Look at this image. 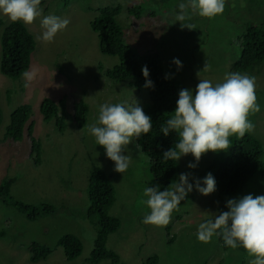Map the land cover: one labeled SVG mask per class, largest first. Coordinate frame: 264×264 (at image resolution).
<instances>
[{"label":"rangeland","instance_id":"rangeland-1","mask_svg":"<svg viewBox=\"0 0 264 264\" xmlns=\"http://www.w3.org/2000/svg\"><path fill=\"white\" fill-rule=\"evenodd\" d=\"M42 1L40 16L31 24L24 23L37 41L30 67L25 71L33 74L32 80L26 79L25 72L13 78L0 71V183L4 179L13 180L10 199H0V264H149L153 256L158 257L156 264H249L254 257L245 249L227 247L219 236L208 243L200 242L196 232L200 223L227 210L228 199L250 193L264 195L262 174L256 172L240 192L230 196L220 194L217 184L216 191L207 196L194 189L184 204L173 211L170 222L157 226L143 222L150 212L143 202L147 199L143 191L154 186L148 156L143 154L135 157L137 167L130 177H125L126 186H118L116 201L109 208L110 214L122 221L107 241V247L118 254L119 260H90L100 224L98 215L89 213L88 177L95 165L105 164L106 155L98 154L89 126L98 121L101 104L137 102L143 109L151 106L146 89L132 90L129 85L134 84L132 79L109 78L107 71L119 63V57L101 51L92 21L102 8L118 6L116 20L123 29L124 43L141 55L157 54L165 73L172 74V79L187 88L194 90L200 79L213 85L222 83L228 73L254 77L261 110L249 114L254 128L247 133L256 136L264 150V61L247 69L237 66L247 27L252 24L264 27V0H225L223 13L213 18L199 16L189 7L183 23L192 29L181 28V22L176 21L178 5L187 4L188 0ZM134 7L139 8V13L132 11ZM49 15L67 19L69 24L52 42H44L38 39L43 32L41 20ZM0 16L5 20L0 28L1 52L2 31L11 20L2 13ZM173 57L182 61L181 70L177 71L172 64ZM47 98L65 100L64 118L61 112L58 116L51 114L49 120L44 118L40 105ZM79 102L90 106L83 127L75 121V106ZM22 104L33 107L29 123H35L37 161L29 157L33 147L30 136L15 140L7 135L11 114ZM236 137L239 136L229 138L231 145L227 150L202 154L195 169L187 167L194 157L182 156L178 160L180 173L204 177L214 163L232 153V140ZM137 144L134 140L123 153L132 160L130 167L135 162L132 149L141 151ZM13 200L33 206L52 204L55 214L30 220ZM66 233L76 234L83 243L81 255L74 259H69L59 244ZM32 241L51 247L52 252L46 259L33 262L29 251Z\"/></svg>","mask_w":264,"mask_h":264},{"label":"clouds","instance_id":"clouds-1","mask_svg":"<svg viewBox=\"0 0 264 264\" xmlns=\"http://www.w3.org/2000/svg\"><path fill=\"white\" fill-rule=\"evenodd\" d=\"M40 2L41 0H0V13L12 22L31 24L41 14ZM189 7L191 12L199 16L213 18L223 13L225 0H188L187 4L180 3L176 21L181 22V28L192 29L191 25L183 23ZM68 24L67 19L55 15L44 17L41 20L43 32L38 39L52 42L56 34ZM172 64L176 66L177 71L183 67L182 61L177 57H173ZM141 72L145 78L143 87L154 88L155 84L149 78L150 70L147 65L142 66ZM171 75L166 73L164 78L170 79ZM24 76L28 81L33 78V74L29 72H25ZM260 110L254 77L228 73L222 83L215 85L209 80L200 79L194 90H179L174 115L166 120V126H161L165 137L172 131H177L180 137L174 148L163 152V157L165 160L178 161L182 156L191 154L194 162L190 161L187 167L195 169L202 154L227 150L231 145V136L243 137L252 131L254 124L248 116ZM98 112V121L89 126V132L95 138L96 145L103 146L106 156L114 162V171L124 173L130 166V157L123 153L130 143L151 131L152 118L137 102L134 105L101 104ZM30 124H33L32 132L24 130V134L18 139L25 135L32 138L33 147L29 157L37 161L34 121L28 122L26 129ZM136 147L139 149L138 144ZM194 189L205 196L215 192L214 175L209 172L201 178L192 176L191 173H180L178 181L171 188L161 190L160 184L145 188L143 195L147 199L143 202L150 212L143 217V222L166 226L173 211L184 204L185 201L180 204L181 201ZM225 208L226 211L221 210L198 225L197 239L208 243L213 237L219 236L225 246L232 249L243 248L249 256L254 257L249 264H264V195L254 196L250 193L231 198L226 201Z\"/></svg>","mask_w":264,"mask_h":264},{"label":"trees","instance_id":"trees-1","mask_svg":"<svg viewBox=\"0 0 264 264\" xmlns=\"http://www.w3.org/2000/svg\"><path fill=\"white\" fill-rule=\"evenodd\" d=\"M45 0L42 1V3ZM120 8H102L98 17L92 21L93 30L98 33L99 46L102 52L119 57V63L107 71L109 78L114 80L132 79L130 84L132 90L144 88L148 91L151 106L143 109L152 118V129L148 134H142L136 143L141 151L132 149L133 159L139 158L141 154L148 156L149 171L152 175L154 185L160 184L161 190L171 188L178 179L180 173L179 161L165 160L163 152L175 147L180 137L177 131H172L165 137L161 132V126H166V120L174 115L178 92L187 88L176 79H165V71L157 54H139L134 48L123 41V29L116 20ZM132 11L139 13V8H132ZM4 20L0 16V28L4 26ZM2 54L0 71L13 78H19L27 71L31 64V56L36 49L37 41L22 21H10L2 31L1 35ZM264 61V27L249 25L245 33L243 54L237 66L239 69H247L255 64ZM147 65L150 70V79L154 82V88L143 87L145 78L142 75V66ZM135 85V88L133 87ZM112 98H116L113 95ZM111 98V99H112ZM90 106L79 102L75 106V121L77 126L83 127L87 124V115ZM40 111L44 118L49 120L51 114L62 113L65 117L66 104L64 99L55 101L47 98L40 105ZM33 114L31 104H22L13 110L11 122L7 128V135L18 139L24 134V130L32 132L33 124H26ZM2 121V110L0 107V124ZM232 153L225 159H219L210 167L217 181V189L220 194L230 196L242 190L246 182L256 173L260 172L261 181L264 183V161L263 146L261 141L254 135L246 133L243 137H236L232 140ZM132 161V160H131ZM130 161V163H131ZM130 167V166H129ZM137 167L135 160L131 170L126 173V178ZM129 169V168H128ZM125 177L120 181V186H126ZM13 180L4 179L0 183V199H10ZM88 197L90 201L89 213H96L99 217L100 230L95 240V247L90 260L98 262L110 259L114 262L119 260L118 254L107 247L108 236L121 227V219L110 214L109 208L116 201V190L110 177L99 166H94L89 177ZM222 201V197L220 198ZM185 200L181 201L182 204ZM16 205L30 220H36L41 216L55 214V207L52 204L40 206L27 205L21 201L13 200ZM223 241V240H222ZM59 244L63 246L69 259L81 255L83 251L82 240L73 233L64 234ZM30 259L37 262L46 259L52 252V248L32 241L29 244ZM158 257L153 256L149 264H156Z\"/></svg>","mask_w":264,"mask_h":264},{"label":"crops","instance_id":"crops-1","mask_svg":"<svg viewBox=\"0 0 264 264\" xmlns=\"http://www.w3.org/2000/svg\"><path fill=\"white\" fill-rule=\"evenodd\" d=\"M1 54H2V46H1V52H0V61H1ZM34 131H35V123H34ZM94 144L96 145V142ZM96 146L98 148V154L103 155V156L106 155L105 154V149H104L103 146H101V145H96ZM100 166L107 173V175L110 177L111 181L113 182V184L115 186V190L116 191H117L118 186H120L121 179L123 177H126V173L131 170V167H130L124 173H118V172L114 171V162L112 160H110L107 156H106L105 164L100 165ZM87 188L89 189V177H88V186H87ZM116 197H117V195H116Z\"/></svg>","mask_w":264,"mask_h":264}]
</instances>
